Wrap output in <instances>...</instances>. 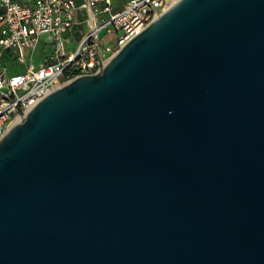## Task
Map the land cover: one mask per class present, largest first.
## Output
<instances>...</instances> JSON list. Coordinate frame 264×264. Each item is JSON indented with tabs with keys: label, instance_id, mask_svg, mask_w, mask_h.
Wrapping results in <instances>:
<instances>
[{
	"label": "water",
	"instance_id": "95a60500",
	"mask_svg": "<svg viewBox=\"0 0 264 264\" xmlns=\"http://www.w3.org/2000/svg\"><path fill=\"white\" fill-rule=\"evenodd\" d=\"M0 264H264V0H179L15 122Z\"/></svg>",
	"mask_w": 264,
	"mask_h": 264
},
{
	"label": "built area",
	"instance_id": "2783aa9c",
	"mask_svg": "<svg viewBox=\"0 0 264 264\" xmlns=\"http://www.w3.org/2000/svg\"><path fill=\"white\" fill-rule=\"evenodd\" d=\"M177 1L128 0L114 10L113 0H0V140L47 94L99 71Z\"/></svg>",
	"mask_w": 264,
	"mask_h": 264
},
{
	"label": "rangeland",
	"instance_id": "374dc122",
	"mask_svg": "<svg viewBox=\"0 0 264 264\" xmlns=\"http://www.w3.org/2000/svg\"><path fill=\"white\" fill-rule=\"evenodd\" d=\"M128 0H113V3H114V10H119L121 9L125 3L127 2ZM80 14V13H79ZM85 17L86 16H79V20L80 21H85ZM40 49H43V45H41V48ZM41 51V50H40Z\"/></svg>",
	"mask_w": 264,
	"mask_h": 264
}]
</instances>
